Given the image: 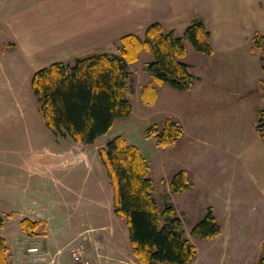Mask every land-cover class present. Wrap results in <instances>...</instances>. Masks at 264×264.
Masks as SVG:
<instances>
[{
  "label": "rangeland",
  "instance_id": "obj_1",
  "mask_svg": "<svg viewBox=\"0 0 264 264\" xmlns=\"http://www.w3.org/2000/svg\"><path fill=\"white\" fill-rule=\"evenodd\" d=\"M3 11L0 8V15ZM7 36L10 37L9 32ZM39 42L43 44L41 39ZM185 46L183 61L199 79L194 86L179 91L166 84H155L153 92L147 90L143 96L151 81L144 67L153 60V53L142 50L139 59L128 67L130 80L125 95L132 106L131 114L116 120L93 146L54 136L43 121L30 88L28 57L20 52L1 57L8 75H12L15 65L23 67L17 77L14 74L10 78V82H16L10 85L0 81V216L6 211L14 215L3 231L10 244L17 241L15 229H21L16 224L17 218L37 215L50 224L51 246L54 250L62 248L59 255L67 254L68 243L78 237L85 239L92 264H134L131 244L128 235L125 236L126 224L112 223V214L109 215L113 191L98 157V151L107 142L121 136L137 147L149 163L153 196L159 209L171 204L180 218L184 236L196 248L191 264L257 263L260 257L257 247L264 242V228L254 223L260 202L239 167L235 173L231 153L218 150L213 142L224 138L227 148L238 149L239 121L224 120L221 105L215 103L222 94L212 87L215 76L208 72L210 57L197 53L188 41ZM37 48L40 50L39 44ZM220 54L225 55L223 60L228 59L219 68L223 86L235 83L236 88L245 90L246 103L241 106L242 122L238 124L247 131L255 100L249 96H257L260 89L258 85L249 88L246 80L255 75L264 80V71L252 62L245 47ZM46 64L33 68L40 69ZM230 105L235 104L224 102L223 106ZM168 118L182 127L183 134L173 144L158 147L154 137H145V132L152 125L161 129ZM178 171H185L191 184L184 192L174 194L169 182ZM207 207L213 208L223 231L213 239L194 238L191 229L202 219ZM227 214L232 216L234 227L227 225ZM39 224L37 236L45 235V226ZM37 244L40 246L41 241ZM32 261L24 259L22 263ZM68 262L69 256L64 264ZM43 264L52 262L44 257Z\"/></svg>",
  "mask_w": 264,
  "mask_h": 264
},
{
  "label": "trees",
  "instance_id": "obj_2",
  "mask_svg": "<svg viewBox=\"0 0 264 264\" xmlns=\"http://www.w3.org/2000/svg\"><path fill=\"white\" fill-rule=\"evenodd\" d=\"M185 41L197 53L211 55L210 31L200 19L193 20L177 36L165 31L160 23H151L143 37L129 34L121 37L118 53H100L76 58L73 62H57L35 71L30 88L39 103L43 121L54 136L69 137L83 146H93L105 135L116 120L131 114L132 106L125 92L130 80L129 65L139 59L142 50H151L153 60L145 64L151 81L144 94L153 92L155 84H166L179 91L190 90L199 79L191 74ZM259 51V63L264 71V36L255 33L251 51ZM258 86L263 107L258 112L255 131L264 140V81ZM151 94L153 95V93ZM151 101V100H150ZM183 134L182 127L171 118L161 129L152 125L145 137H154L158 147L173 144ZM113 191V214L125 219L131 253L138 264H191L196 248L184 236L182 222L173 206L163 209L153 196L154 183L149 177V163L139 149L121 136L112 138L98 151ZM185 171L176 172L169 188L174 194L190 186ZM3 222L0 219V229ZM22 230L37 236L39 223L20 221ZM221 233L212 207L191 229V236L213 239ZM0 264H9L8 248L0 237ZM256 264H264V242Z\"/></svg>",
  "mask_w": 264,
  "mask_h": 264
},
{
  "label": "crops",
  "instance_id": "obj_3",
  "mask_svg": "<svg viewBox=\"0 0 264 264\" xmlns=\"http://www.w3.org/2000/svg\"><path fill=\"white\" fill-rule=\"evenodd\" d=\"M0 8L4 9L0 15V81L10 85L16 82H10V78L14 74L17 77L23 67L15 65L12 75H8L1 59L4 54L20 52L26 55L33 74L35 70H39L33 67L44 63L47 64L42 68L57 62L71 63L76 58L92 54L115 53L121 37L129 34L143 37L144 30L151 23H160L165 31H174L179 35L183 34L193 20H202L211 33L213 52L209 55L207 66L208 72L215 76L211 82L212 87L222 94V98L215 100V103L221 105L224 120L239 121L238 149L227 148L224 138H218V143L213 138V142L218 150L231 153L235 173L240 170V174L249 179L254 188L252 192L257 195L261 207L256 209L254 223L264 228V140L257 135L256 125L251 126L263 107L262 95L259 90L257 96H249L255 98L254 108L250 122L247 123L249 128L244 131L238 123L242 122L240 114L242 104L246 103L245 90L236 88L235 83L223 86V77L219 72V68L228 60H223L225 55L220 53L237 52L243 47L251 54L252 57L248 56L252 58V62L260 66V54L259 51H251V39L255 33L264 36V0H0ZM8 32L10 37L7 36ZM37 39H41L43 44L40 45ZM38 44L40 50L37 48ZM215 53L219 56H213ZM259 77L260 75H255L246 80L249 88L257 86L260 80L264 81ZM224 102L235 105L223 106ZM237 167L239 170L236 172ZM111 214L112 223L125 224L124 218L113 214L112 203L109 204V215ZM215 216L218 220L217 215ZM231 217L227 214V225L234 227L235 222ZM0 219L3 222L0 237L5 240L8 248L9 264H20L24 259L33 260L38 256L45 257L52 264H64L68 261V253L58 254L62 248H52V230L46 220L37 215L19 216L16 220L18 226L23 219L41 223V226H45V235L29 236L22 228L20 231L16 228L14 235L17 241L10 244L3 231L6 223L14 219V215L6 211L1 214ZM112 231H116L114 226ZM127 235L128 229L125 227V236ZM38 241H41L40 246ZM262 243L257 247L260 255ZM31 246L38 248L37 255L26 254L27 248ZM133 263L138 264L135 259Z\"/></svg>",
  "mask_w": 264,
  "mask_h": 264
},
{
  "label": "built area",
  "instance_id": "obj_4",
  "mask_svg": "<svg viewBox=\"0 0 264 264\" xmlns=\"http://www.w3.org/2000/svg\"><path fill=\"white\" fill-rule=\"evenodd\" d=\"M85 239L74 238L67 245V253L69 262L67 264H92L88 256L87 245ZM29 254H38V248L31 246L26 250ZM46 260V259H45ZM44 257L38 256L32 262H24L20 264H43Z\"/></svg>",
  "mask_w": 264,
  "mask_h": 264
}]
</instances>
